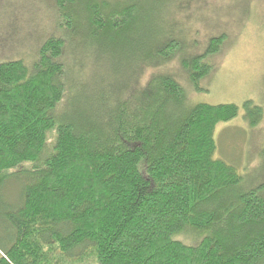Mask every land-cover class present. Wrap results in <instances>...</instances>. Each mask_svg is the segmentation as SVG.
<instances>
[{"label":"trees","instance_id":"1","mask_svg":"<svg viewBox=\"0 0 264 264\" xmlns=\"http://www.w3.org/2000/svg\"><path fill=\"white\" fill-rule=\"evenodd\" d=\"M177 3L54 0L59 33L36 60H0V264H264L263 189L215 157L239 107L187 105L164 74L135 85L181 46L161 28ZM224 40L184 63L196 89ZM75 44L105 52L103 88L73 77Z\"/></svg>","mask_w":264,"mask_h":264},{"label":"rangeland","instance_id":"2","mask_svg":"<svg viewBox=\"0 0 264 264\" xmlns=\"http://www.w3.org/2000/svg\"><path fill=\"white\" fill-rule=\"evenodd\" d=\"M186 2H190V7L184 0V4L177 3L160 13L162 30L171 31L181 46L172 48L166 58L145 64L140 75L134 74L135 85H145L154 75L164 74L185 88L187 105L236 104L237 116L216 125L215 157L237 169L243 188L261 187L264 193V0ZM58 33L54 0H0V60L21 58L31 65L43 41ZM217 36H224L225 40L219 51L204 59L211 71L200 79V89H196L184 63L202 55L211 38ZM72 51L73 77L78 83L85 85L88 80L86 89L92 92L95 83L103 88L109 69L105 52L94 57L91 49L79 44ZM96 60L99 63L94 65ZM130 72H125L124 80ZM247 101L261 108V116L245 107ZM191 234L189 238H177L194 241Z\"/></svg>","mask_w":264,"mask_h":264}]
</instances>
